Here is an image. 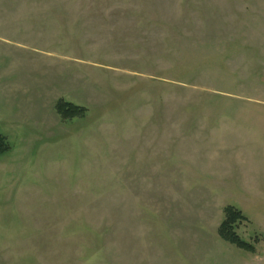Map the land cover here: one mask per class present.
<instances>
[{"label":"rangeland","instance_id":"rangeland-1","mask_svg":"<svg viewBox=\"0 0 264 264\" xmlns=\"http://www.w3.org/2000/svg\"><path fill=\"white\" fill-rule=\"evenodd\" d=\"M0 133V264H264V0H0Z\"/></svg>","mask_w":264,"mask_h":264},{"label":"trees","instance_id":"trees-1","mask_svg":"<svg viewBox=\"0 0 264 264\" xmlns=\"http://www.w3.org/2000/svg\"><path fill=\"white\" fill-rule=\"evenodd\" d=\"M56 111L63 118L73 117L77 115H83L85 112L84 107L74 105L73 103L59 99L55 105ZM10 149L9 143L6 137L0 133V154L7 152ZM245 217L241 212L232 206H227L224 208V219L218 227V235L221 239L235 246L247 250L249 252H254V248L251 244L244 241L236 232L235 228L237 224L244 220Z\"/></svg>","mask_w":264,"mask_h":264}]
</instances>
